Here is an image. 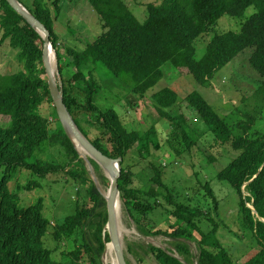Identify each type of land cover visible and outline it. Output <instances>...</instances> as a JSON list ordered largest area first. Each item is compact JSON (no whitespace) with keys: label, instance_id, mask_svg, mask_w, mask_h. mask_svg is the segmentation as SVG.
<instances>
[{"label":"trees","instance_id":"1","mask_svg":"<svg viewBox=\"0 0 264 264\" xmlns=\"http://www.w3.org/2000/svg\"><path fill=\"white\" fill-rule=\"evenodd\" d=\"M85 1L97 13L103 33L82 51L68 49L69 59L59 49L55 30L62 12L58 2L50 5L45 0H34L32 6H25L19 0L51 33L64 102L79 130L103 154L122 159L119 189L130 217L146 237L171 240L181 257L151 247L157 264H195L197 259L187 242L198 245V264H264V133L254 132L264 120V0H163L161 5H148L144 23L124 0ZM250 8L255 12L239 33L214 35L206 55L197 58L199 39L212 34L222 18H241ZM6 44L16 52L22 69L10 75L0 73V170L26 171L40 181L63 172L81 190L77 193L75 214L53 225L45 216L42 199L22 207L19 196L9 189V174L4 177L0 183V264H103L106 246L111 243L107 202L57 115L44 69V39L6 0H0V48ZM248 49L253 51L250 65L260 75L262 84L251 99L242 101V109L238 108L243 121L230 124L198 92L185 99L200 115L215 145L230 146L239 153L217 179L229 184L238 197L240 229L249 239L243 249H249V254L256 250L241 263V254L226 249L219 239L223 225L213 212L218 213L221 204L209 182L203 199L194 202L188 196L179 202L164 183L163 171L152 164L154 177L149 189L132 186L133 157L151 155V144L158 149L162 146L155 129L145 134L130 129L117 110H102L96 104L99 86L94 67L102 63L127 86L123 90L142 99L165 78V65L192 76L202 87L210 86L223 68ZM151 100L157 113L181 132L185 149H176L171 140V153L176 157L191 153L199 138L182 114L173 117L170 112L177 108L179 95L164 88L154 93ZM46 105L53 107L54 119L43 113ZM51 151L59 152L65 161L43 160L42 156ZM91 163L99 169L96 162ZM39 187L40 182L33 181L22 189ZM158 211H165L166 217L174 219L165 231L145 223H153ZM209 224L212 228L207 231ZM49 239L54 248L49 247ZM59 251L62 260L57 259ZM139 264L144 263L139 260Z\"/></svg>","mask_w":264,"mask_h":264},{"label":"rangeland","instance_id":"2","mask_svg":"<svg viewBox=\"0 0 264 264\" xmlns=\"http://www.w3.org/2000/svg\"><path fill=\"white\" fill-rule=\"evenodd\" d=\"M20 1L25 6H32L34 2V0ZM45 1L50 5L58 2L57 4L62 9L60 16L56 19L55 30L59 36V49L65 58H71L66 53L68 49L82 51L88 44L94 43L103 33L101 21L87 1ZM124 1L140 23H144L148 18V5H161L163 3V0ZM254 12L255 9L250 8L241 18H222L214 27L212 34L202 37L197 42V58L200 60L206 55L208 44L214 35L226 32L239 33ZM252 53V49H248L240 54L231 64L217 74L210 86L204 87L200 86L192 76L189 77L180 71H176L170 64L165 65V78L142 99L123 90L127 86L123 85L102 63L94 67V77L99 86L96 94V104L102 110H117L126 127L130 129L137 130L142 134L155 129L158 142L162 146V149H158L151 144V155L146 157L135 155L133 157L135 176L132 186L143 191L149 189L150 181L154 177V172L151 169L152 164L157 165L163 171L164 183L170 187L172 194L179 202L185 201L188 196L192 197L194 202L197 199H203L205 197L204 188L209 182L208 184L215 191L221 204L219 212H213V217L223 225L219 239L226 249L235 253V255L241 254L239 258L242 257L241 263L252 256L256 250L249 254V249H243L244 244L249 243V239L243 236L240 229L238 197L229 184L217 179V175L238 157L239 153L232 150L230 146L223 148L216 146L213 136L200 115L185 99L189 94L198 92L230 124H239L244 120L243 113L238 110L239 107L242 109V101L251 99L262 84L260 75L250 65ZM21 69L22 66L17 60L16 52L8 44L2 46L0 48V73L10 75L20 72ZM70 70H74V68L71 67ZM55 74L59 85H61L62 77L59 73L58 62L55 66ZM164 88H170L179 95L178 106L176 109L174 108L175 110L170 111L171 115L176 117L178 113L182 114L187 125L199 138L193 151L185 153L181 157H176L171 153L168 142L174 140L173 145L176 149H185V145L182 144L181 132L179 133L175 128L173 129L172 125L157 113L151 100L154 93ZM243 109L252 110L253 108L243 107ZM43 113L54 119L52 106L46 105ZM254 132L264 133V120L257 124ZM48 158H54L57 162L65 161V157L57 151H51L42 156L43 160ZM86 158L90 159L89 156ZM86 165L91 176L99 181L105 195V192L110 189L111 183L107 172L100 166L97 169L92 163L89 166L86 162ZM8 174L9 189L19 196L22 207L33 205L42 199L45 206V216L53 225H57L65 218L75 214L77 193L81 188L65 173L50 175L45 180L40 181L37 176L26 171L17 170L10 173L3 169L0 170V183ZM33 181H39L41 188L30 191L22 189ZM160 202L162 206L166 205L163 201ZM121 204L120 230L122 231L125 256L130 264H139V260L144 264H157L151 252V247L161 248L181 258L173 247L171 240L163 236L146 237L142 234L139 226L130 217L122 199ZM157 213L153 223L151 221L145 222L150 223V225L146 224L147 227L155 224L158 230H167L174 219L166 217L168 215L165 211H158ZM209 226L210 228L206 229L207 231L212 228L211 224ZM196 236L200 239L198 235ZM187 243L197 259L195 264H198L200 255L198 245L194 242ZM48 244L50 248L55 247L51 239L48 240ZM246 254H249V256ZM56 255L58 260H62L61 251L57 252ZM105 260L106 257H103V264H107ZM108 264H112L111 260Z\"/></svg>","mask_w":264,"mask_h":264},{"label":"water","instance_id":"3","mask_svg":"<svg viewBox=\"0 0 264 264\" xmlns=\"http://www.w3.org/2000/svg\"><path fill=\"white\" fill-rule=\"evenodd\" d=\"M6 1L44 39V43H45L44 54H43L44 69L46 71V77H47L51 97L54 102V107L56 108L57 115L59 117V120L63 126L66 135L72 141V143L76 147L81 157L82 158L85 157L84 160L87 162V164H89V166L91 165V160H92L96 162L108 174V178L110 179L111 182L109 197H106L104 195L99 181L96 178L93 177L92 178L97 189L103 195V197L106 199L107 202V212H108L107 230L111 238V244H113L114 246V250L117 258V264H127L125 252L123 249V242L121 238L118 212H117V203L119 199H121L119 180L122 175V159H113L103 154L79 130L78 126L76 125L73 117L71 116L64 102L61 86L57 81V77L54 71L55 69H53L51 53H50L51 47L55 52L56 60H57V55H56V50L51 42V33L25 6H23L19 2V0H6ZM79 147L86 152L87 157L89 156L90 159H87L86 156H83ZM106 256H107V246L103 257Z\"/></svg>","mask_w":264,"mask_h":264},{"label":"bare ground","instance_id":"4","mask_svg":"<svg viewBox=\"0 0 264 264\" xmlns=\"http://www.w3.org/2000/svg\"><path fill=\"white\" fill-rule=\"evenodd\" d=\"M50 53H51V59H52V65H53V69H55V66L57 64V60H56V56H55V52L52 49V47L50 48ZM55 71V70H54ZM57 71V70H56ZM79 149L81 150V153L83 154V156L87 157V154L84 150H82L80 147ZM109 192L110 189L108 191L105 192V196L109 197ZM121 208H122V204H121V199H119L118 203H117V212H118V220H119V226H120V214H121ZM126 231V230H125ZM121 232V238H122V231ZM127 232V231H126ZM123 242V241H122ZM109 260H111L112 264H117V258H116V253L114 250V246L113 244L109 243L107 245V256H106V260L105 262L108 264Z\"/></svg>","mask_w":264,"mask_h":264},{"label":"crops","instance_id":"5","mask_svg":"<svg viewBox=\"0 0 264 264\" xmlns=\"http://www.w3.org/2000/svg\"><path fill=\"white\" fill-rule=\"evenodd\" d=\"M243 262V261H242Z\"/></svg>","mask_w":264,"mask_h":264}]
</instances>
